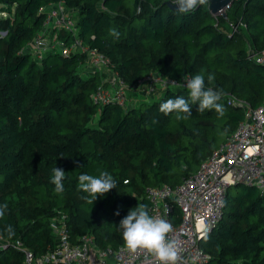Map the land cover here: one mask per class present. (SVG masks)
Wrapping results in <instances>:
<instances>
[{
  "label": "trees",
  "instance_id": "obj_1",
  "mask_svg": "<svg viewBox=\"0 0 264 264\" xmlns=\"http://www.w3.org/2000/svg\"><path fill=\"white\" fill-rule=\"evenodd\" d=\"M168 3L0 0L6 14L0 17V207L7 204L0 236L9 242L0 264H26L18 241L36 257L53 250V226L63 215L73 243L93 234L99 248L124 246L119 224L138 204L149 213L146 189L179 185L238 128L244 111L230 99L253 108L263 103L264 64L251 52L264 51V0H233L222 15H213L209 2L185 14ZM56 4L73 11L78 32L58 28L51 35L69 48L78 38L105 56L137 105L94 102L106 82L102 74L80 71L87 54L50 51L39 58L29 50L44 29L42 8ZM155 73L177 84L148 98L141 82ZM197 74L222 93L223 116L199 112V102H190L187 119L161 113L168 99H189L185 77ZM56 167L65 172L61 193L51 183ZM101 172L117 187L94 201L79 189V176ZM227 194L223 219L200 246L210 264H264V193L243 183ZM92 201L95 210H86Z\"/></svg>",
  "mask_w": 264,
  "mask_h": 264
},
{
  "label": "built area",
  "instance_id": "obj_2",
  "mask_svg": "<svg viewBox=\"0 0 264 264\" xmlns=\"http://www.w3.org/2000/svg\"><path fill=\"white\" fill-rule=\"evenodd\" d=\"M42 11H46L48 16L43 32L29 47L31 52L39 58L50 51L59 52L65 57H69L72 51L81 52L88 55L87 60L94 72L102 73L104 68L110 71L108 59L97 50L85 48L78 38L69 48L59 39L58 34L51 35L53 30L64 28L74 32L77 37L78 27L72 10L56 4L48 10L42 8ZM5 34L2 32V35ZM251 57L257 63L264 64V51L251 52ZM110 73L115 78L114 84L102 85L94 94V102L100 107L109 103L127 106L128 90L122 80ZM173 82L155 73L141 82V88L144 86L147 92L153 94L157 85H162L165 90L177 84ZM229 103L243 109L244 119L207 161L175 187L163 184L146 189L150 216L164 219L172 226L169 238L178 243L176 264H210V256L200 246V242L223 219L230 187L244 183L264 193V101L258 108L234 98ZM176 209L181 213L178 214ZM53 232L55 248L41 257H36L20 241L16 243V248L25 253L26 264H155L153 257L143 251L131 253L124 246L99 248L93 234L83 235L78 238L79 243H73L67 230L66 215L57 220ZM8 246L9 242L0 236V249L6 250Z\"/></svg>",
  "mask_w": 264,
  "mask_h": 264
},
{
  "label": "clouds",
  "instance_id": "obj_3",
  "mask_svg": "<svg viewBox=\"0 0 264 264\" xmlns=\"http://www.w3.org/2000/svg\"><path fill=\"white\" fill-rule=\"evenodd\" d=\"M172 3L178 5L175 9L178 13L185 14L193 11L198 5H206L208 0H172ZM110 34L119 36L115 29H110ZM207 79L211 83L215 77L209 74ZM185 80L189 99H185L183 96L168 99L160 105L161 113L165 115L176 113L177 120L187 119L191 115L190 102L193 104L199 102V112L215 109L220 116H223V105L218 103L222 93L214 91L211 87L206 88L203 74H197L191 79L185 77ZM64 180V170L58 167L54 168L51 183L55 185L57 193L64 191ZM78 187L95 201L98 197L116 188L117 183L108 172H101L99 178L87 174L80 175ZM6 209L7 204L0 207V218L5 215ZM116 215H119V212ZM119 227L123 230L124 247L127 251L131 253L143 251L153 257L155 264H176L178 243L169 238L172 226L164 219L150 216L147 205L138 204L137 207L130 210L129 214L121 220ZM6 231L9 236L14 234L11 226H8Z\"/></svg>",
  "mask_w": 264,
  "mask_h": 264
},
{
  "label": "rangeland",
  "instance_id": "obj_4",
  "mask_svg": "<svg viewBox=\"0 0 264 264\" xmlns=\"http://www.w3.org/2000/svg\"><path fill=\"white\" fill-rule=\"evenodd\" d=\"M0 7H1V5H0ZM224 14V13H223ZM6 14L5 13H3V12H1V14H0V17L1 16H5ZM72 17V16H71ZM74 18L73 19H75V16H73ZM88 61V60H87ZM103 71H102V73H99V74H102V78H103V81H105L107 84H109V85H113L114 84V82H115V78H113V76H112V74L110 73V71H109V69H102ZM80 71L83 73V74H90V73H92L93 72V68H92V66H91V64L89 63V61L87 62V64L86 65H84V66H82V68L80 69ZM163 90V87H162V85H157L156 86V88H155V93H151V92H147V90H146V87L144 88V86H143V88H141L140 89V91H142L144 94H146V96L148 97V98H152V96H154V95H156V94H158V92H160V91H162ZM129 94V93H128ZM138 104V99H137V96H134V95H131V94H129V104L127 105V107H133V106H135V105H137ZM96 202H94V201H92V202H90V204L88 205V206H86L85 208H86V210H88V211H94L95 210V208H96Z\"/></svg>",
  "mask_w": 264,
  "mask_h": 264
},
{
  "label": "water",
  "instance_id": "obj_5",
  "mask_svg": "<svg viewBox=\"0 0 264 264\" xmlns=\"http://www.w3.org/2000/svg\"><path fill=\"white\" fill-rule=\"evenodd\" d=\"M232 1L233 0H208L213 15H220ZM168 6L173 9L178 7V5H173L172 3H168Z\"/></svg>",
  "mask_w": 264,
  "mask_h": 264
}]
</instances>
